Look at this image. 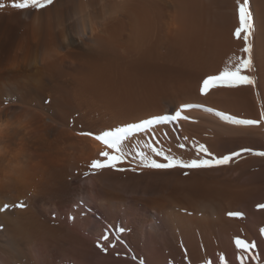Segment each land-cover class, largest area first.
I'll return each instance as SVG.
<instances>
[{"label":"bare ground","instance_id":"1","mask_svg":"<svg viewBox=\"0 0 264 264\" xmlns=\"http://www.w3.org/2000/svg\"><path fill=\"white\" fill-rule=\"evenodd\" d=\"M0 3V106L35 115L34 131L11 136L0 157V208L27 204L0 211V264H221L222 256L241 264L235 237L257 245L251 255L264 253V157L242 152L209 169H105L85 178L103 146L77 134L182 103L259 120L264 0H250L255 72L247 74L256 87L207 95L202 78L244 56L243 37L233 35L237 0H54L44 10ZM184 114L191 119L156 133L158 146L182 159L198 143L217 156L264 151V124L234 126L203 109ZM117 227L126 229L119 239Z\"/></svg>","mask_w":264,"mask_h":264},{"label":"snow or ice","instance_id":"2","mask_svg":"<svg viewBox=\"0 0 264 264\" xmlns=\"http://www.w3.org/2000/svg\"><path fill=\"white\" fill-rule=\"evenodd\" d=\"M54 4V0H11L10 7L17 10H44ZM5 8L4 3H0V10ZM237 14L239 26L235 28L233 35L236 38L243 37V58L238 59L231 64L223 65L219 70L211 74L205 75L199 83V92L201 95H207L214 89H237L240 86L257 85L255 75L247 73L255 72L253 37L255 31L254 13L250 10V0H237ZM79 19H77L75 27L78 28ZM85 28H87V18H85ZM82 38H86L87 33H80ZM74 38L73 27L66 29V43L71 45ZM63 51V46H58ZM4 103L14 104V100L5 99ZM191 109H203L209 113H213L221 121L234 126H256L264 124V106H262L260 119L240 118L235 115L228 114L223 111L206 108L200 104L182 103L175 108H167L162 114H150L146 117L139 118L133 121H124L117 126L108 127L106 129L94 132L92 130H80L78 135L83 137H91L98 141L103 150L98 153V158H93L87 164V171L83 172V177L95 175L102 170L110 169L116 172H137L143 169L151 170H168V169H209L229 164L234 158L241 156V153H252L256 156L264 157V151L252 152L251 149L244 148L240 151H233L230 154L217 156L212 153L203 143L194 145L196 155L191 159H182L181 157L172 154L171 150H165L162 146H158L159 138L156 135L157 131L164 126H179L181 121H189L191 118L184 113ZM17 108H6V113L11 115ZM167 136V133H163ZM142 138V139H140ZM187 139V138H185ZM183 149L184 144H179ZM127 165V167H124ZM188 175V171L184 172ZM83 203V202H82ZM27 204L23 201L15 204H4L0 211L8 210L9 208L24 209ZM258 207H264L259 205ZM229 216L240 217L239 212H230ZM69 220L74 217L69 216ZM124 227L115 229L116 238L119 239L120 234L124 233ZM261 234H264V228L260 229ZM108 238L107 231L103 239ZM123 242V241H121ZM233 243L236 249L242 253L238 259L243 264L246 255H251L257 245L254 242H248L240 237H235ZM101 247L100 244H97ZM114 246V245H113ZM15 251V245L12 246ZM102 251L106 249L101 248ZM252 260H257L258 257L251 255ZM221 264H224V257L220 258ZM22 264V262H21ZM143 264V261H141Z\"/></svg>","mask_w":264,"mask_h":264},{"label":"clouds","instance_id":"3","mask_svg":"<svg viewBox=\"0 0 264 264\" xmlns=\"http://www.w3.org/2000/svg\"><path fill=\"white\" fill-rule=\"evenodd\" d=\"M35 115L30 109L17 108L11 115L6 113V108L0 106V157L9 154V146L6 141L15 134H21L20 139L29 136L34 131L33 123ZM18 155V151L11 153Z\"/></svg>","mask_w":264,"mask_h":264},{"label":"rangeland","instance_id":"4","mask_svg":"<svg viewBox=\"0 0 264 264\" xmlns=\"http://www.w3.org/2000/svg\"><path fill=\"white\" fill-rule=\"evenodd\" d=\"M257 254V255H256ZM256 254H254V255H256L257 257H258V259L256 260V261H254V260H252L251 259V256L249 257V262H250V264H264V253H262V254H259V253H256ZM252 262V263H251Z\"/></svg>","mask_w":264,"mask_h":264}]
</instances>
